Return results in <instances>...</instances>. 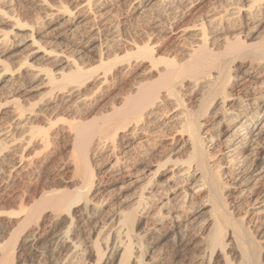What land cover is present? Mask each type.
Masks as SVG:
<instances>
[{
    "label": "bare ground",
    "instance_id": "obj_1",
    "mask_svg": "<svg viewBox=\"0 0 264 264\" xmlns=\"http://www.w3.org/2000/svg\"><path fill=\"white\" fill-rule=\"evenodd\" d=\"M200 1L127 0L125 8L134 19L150 24L147 42L129 41L122 21L92 30L82 46L69 34L87 25L92 1L76 4L74 11L67 5L52 6L56 9L27 28L18 17L17 3L0 0V26L9 27L0 29V186L12 191L24 175L37 178L29 171L41 151L31 157L28 149L37 140L44 148L54 143L47 130L63 122L51 120L58 111L72 120L67 125L74 164L71 184L63 181L60 189H53L50 181L38 200L11 213L15 222L7 217L8 224L0 223V264H22L15 257L19 246L44 255V244L53 264H149L144 240L150 232L174 244L175 251L163 264H264V0H213L206 4H211V12L179 26ZM95 2L103 9L108 1ZM40 28L56 36L53 45L65 44L72 55L68 49L42 44L35 34ZM153 35L175 37L183 61L175 58L178 55L157 53ZM10 48L29 51L27 57L22 51L26 58L17 61L18 73L2 60ZM122 51V57L117 55ZM88 55L97 58V66H86ZM125 61L128 67H149L138 73L128 91H119L96 112V96L108 90L112 72ZM125 67L132 73L139 70ZM23 95H35L41 102L47 95L51 98L43 109L33 98L23 103ZM186 97L198 108L190 107ZM43 124L53 127L45 129ZM165 140L170 144L162 147L158 141ZM101 153L106 160L97 171L94 162ZM241 203L252 209L249 222L238 215ZM147 221L152 229L146 228ZM251 224L259 225L260 239ZM188 246L195 254L179 258Z\"/></svg>",
    "mask_w": 264,
    "mask_h": 264
},
{
    "label": "rangeland",
    "instance_id": "obj_2",
    "mask_svg": "<svg viewBox=\"0 0 264 264\" xmlns=\"http://www.w3.org/2000/svg\"><path fill=\"white\" fill-rule=\"evenodd\" d=\"M45 1V4L43 5H40L41 3H40V0H14V4L15 3H17V4H15V9L17 8L18 9V7H19V11L17 10V13H19V15H18V17L21 19V21H23V24H25V25H27V28H31V27H33L32 25L35 23V21H36V19H39V17L41 18V19H43V17H45L46 15H48L50 12L49 11H51L52 12V10H54V9H59V8H64L66 5H67V7H65L68 11H71V10H73L74 11V8H76V7H79L81 4H83L86 0H44ZM78 1V2H77ZM79 1H81V2H79ZM89 1H92L93 3H95V4H93V6H92V10H91V12L93 13H88V15H86V17H85V19L86 18H90L91 16V18L89 19V20H87L86 19V21L88 22L87 23V25L86 26H83L82 28H80L78 31H75V32H73V33H70L69 35V37L74 41V42H82L81 43V45L83 46H85L86 44V42H87V40H88V37L90 36V35H92L91 33L93 32L92 30H94L95 31V29H99L100 28V30H103L104 28H105V26L106 25H108V24H115V25H117L119 22H124V21H126V27H124V29L126 30V35H127V38L128 39H130L129 41H131V42H134V40H136V41H138L139 39V42H137V43H139V44H143L144 43V41H145V43L147 42V40L149 39L148 38V34L151 32V28H148V27H150L149 25L150 24H148L149 22H141V24L140 23H138L135 19H134V16H132L133 14H132V12H131V10L130 9H126V8H128L129 7V3L127 2V0H126V2H125V0H117V2H116V0H107L108 2H107V4L104 6V8L103 9H99L98 8V6L96 5V2L95 1H97V0H89ZM32 2V3H31ZM37 2H39V3H37ZM74 2V3H73ZM77 2V3H76ZM110 2V3H109ZM119 2H121V3H119ZM206 2V3H205ZM209 2H213V0H202V1H200V2H197V3H195L194 5L195 6H193L192 7V9L190 8L189 10L191 11H186L185 13V15L183 16L184 18L182 19L183 20V23H179V26H188V25H191V24H193V22H195V21H197L202 15H206L207 13H209V12H211L210 10H212V7H211V4H209V5H206V4H208ZM199 3V4H198ZM205 3V4H204ZM19 4V5H18ZM29 4V5H28ZM32 4H34V5H32ZM37 4V5H36ZM51 4V5H50ZM71 4H73V6L71 5ZM77 4V5H76ZM113 5L112 7H111V5ZM127 6H126V5ZM197 4V5H196ZM24 5V6H23ZM48 5H50V6H48ZM57 5V6H56ZM59 5V6H58ZM65 5V6H64ZM70 5L72 6V7H70ZM75 5H76V7H75ZM203 5V6H202ZM23 6V7H22ZM34 6V7H33ZM44 6V7H43ZM52 6H55V7H52ZM61 6V7H60ZM96 6V7H95ZM200 6V7H199ZM205 6H207V7H209V8H203V7H205ZM59 7V8H58ZM126 7V8H125ZM201 7L203 8V9H201ZM29 8V9H28ZM31 8V9H30ZM54 8V9H53ZM109 8H110V10H109ZM122 8V9H121ZM195 8V9H194ZM39 9V10H38ZM52 9V10H51ZM112 9V10H111ZM209 11H208V10ZM25 10V11H24ZM47 10V11H46ZM49 10V11H48ZM82 10L83 9H80L79 11L80 12H82ZM97 12H95V11ZM119 10H121V11H119ZM123 10H126V11H123ZM200 10V11H199ZM205 10V11H204ZM206 10H207V12H206ZM94 11V12H93ZM123 11V12H122ZM128 11H129V13H131V14H129L128 13ZM199 11V12H198ZM204 13H202V12ZM21 12V13H20ZM45 12L47 13V14H45ZM113 12V13H112ZM118 12V13H117ZM191 14H190V13ZM206 12V13H205ZM40 13V14H39ZM105 13V14H104ZM107 13H108V15H107ZM126 13L128 14V15H126ZM196 13H197V15H196ZM202 13V14H201ZM24 14V15H23ZM35 14V15H34ZM37 14H39V15H37ZM42 14V15H41ZM99 14V15H98ZM122 14V15H121ZM32 15V16H31ZM45 15V16H44ZM91 15V16H90ZM105 15V16H104ZM113 15V16H112ZM129 15H131V16H129ZM191 15V16H190ZM192 15H193V18H191L192 17ZM22 16H24L25 17V20L23 19V18H21ZM36 18H35V17ZM38 16V17H37ZM77 16H78V13H77ZM101 16H104L103 18H101ZM120 16H122V18L120 17ZM124 16V17H123ZM126 16V17H125ZM128 16V17H127ZM197 16V17H196ZM33 17V18H32ZM96 17V18H95ZM108 17V18H107ZM116 17V18H115ZM117 17L120 19H117ZM102 20H101V19ZM187 18V19H186ZM195 18H197V19H195ZM34 19H35V21H34ZM95 19V20H94ZM132 19V20H131ZM27 20V21H26ZM31 20V21H30ZM90 20H91V22H90ZM104 20V21H103ZM108 20V21H107ZM110 20V21H109ZM186 20V21H185ZM107 21V22H106ZM31 22V23H30ZM33 22V23H32ZM90 22V23H89ZM105 22V23H104ZM130 22H132V23H130ZM28 23H30V24H28ZM108 23V24H107ZM117 23V24H116ZM129 25H128V24ZM138 25H137V24ZM145 23V24H144ZM94 24V25H93ZM97 24H98V26H97ZM100 24V25H99ZM131 24H135L134 25V27H133V25H131ZM141 25V28H139L140 27V25ZM181 24V25H180ZM183 24V25H182ZM31 27H30V26ZM128 25V26H127ZM144 25H146V26H144ZM101 26V27H100ZM131 26V27H130ZM7 27V28H6ZM47 27V26H46ZM94 29H93V28ZM128 27V28H127ZM136 27H137V29H136ZM85 28V29H84ZM92 28V29H91ZM131 28V29H130ZM146 28V29H145ZM0 29H9V27L8 26H0ZM41 29V30H40ZM40 29H36V31H35V34L37 35L38 34V36H36V35H34V36H36V38L38 39V40H42V44H45L46 42L47 43H51L52 44V40H54L55 39V37L56 36H54V34H48V35H46V34H44L45 33V31L43 32V29L42 28H40ZM133 29H135V30H133ZM145 29V30H144ZM38 30V31H37ZM40 30V31H39ZM140 30V31H139ZM144 30V31H143ZM148 30H149V32H148ZM41 31H42V33H41ZM88 31V32H87ZM130 33H129V32ZM79 32V33H78ZM139 32H141V33H139ZM40 33V34H39ZM86 33V34H85ZM143 33V34H142ZM83 36H82V35ZM89 34V35H88ZM140 34V35H139ZM141 34L143 35V36H141ZM50 35V36H49ZM52 35V36H51ZM146 35H147V37H146ZM42 36H45V37H42ZM80 38L79 40H78V37ZM84 38H82V37ZM87 36V37H86ZM48 37V38H47ZM141 37H142V39H141ZM157 39H156V38ZM42 38V39H41ZM44 38V39H43ZM147 38V39H146ZM155 38V39H154ZM159 38V39H158ZM162 38V39H161ZM166 38H167V40H166ZM170 38V40H168ZM49 39V40H48ZM52 39V40H51ZM82 39H83V41H82ZM132 39V40H131ZM143 39H144V41H143ZM161 39V41L162 42H159L158 40H160ZM176 38L175 37H168V36H166V37H162V36H159V35H153L152 36V41H151V43H152V45H156V43L158 42V46L156 45L154 48H155V51L158 53L159 52V54L160 55H166V56H169V57H171L172 55V57H175L176 55H178L177 57H175L179 62L180 61H183L182 59V56L179 54V52H178V47H177V43H176V40H175ZM47 40V41H46ZM154 40V41H153ZM166 42H165V41ZM175 42H174V41ZM44 41V42H43ZM49 41H51V42H49ZM84 41H85V43H84ZM135 41V42H136ZM143 41V42H142ZM172 41H173V43H172ZM55 42V41H54ZM154 43V44H153ZM48 44V46L49 47H53V48H55V49H57V48H60V49H58V50H65V52H67V54H71L72 55V53H71V49L70 48H68L65 44H63V45H61V47H60V45L59 44ZM176 44V45H175ZM63 46V47H62ZM173 46V47H172ZM175 46V47H174ZM159 49H158V48ZM163 47V48H162ZM177 47V48H176ZM62 48V49H61ZM161 48V49H160ZM168 48V49H167ZM174 48V49H173ZM12 49V50H11ZM68 49V50H67ZM163 49V50H162ZM16 50V52L14 53V51ZM67 50V51H66ZM159 50V51H158ZM171 50V51H170ZM172 50H173V52H172ZM175 50H177V52L175 51ZM22 51H23V53L26 55V57L29 55V51L28 50H23L22 48H10V50H8L5 54H3V56H2V60L6 63V64H8V66L10 67V68H13L14 70H16V69H19L20 67H19V64H18V62H20V61H23V59L24 58H26V57H24V56H22V55H24L23 53H22ZM129 51V50H128ZM168 51V52H167ZM169 51H170V53H169ZM19 52V53H18ZM28 52V53H27ZM161 52H162V54H161ZM22 53V54H21ZM123 53V54H122ZM172 53V54H171ZM125 53H124V51H122V52H119L117 55H119V56H123ZM171 56H170V55ZM164 55V56H165ZM24 57V58H22V57ZM114 56L115 55H113V58H114ZM179 56H181V57H179ZM93 55H88L87 56V60H86V58H85V60H84V63L86 64V66H88V68H90V67H95V66H97V64H98V62L95 60V58L96 57H94ZM14 59V60H13ZM18 59V60H17ZM22 59V60H21ZM93 59V60H92ZM97 59V58H96ZM7 60H8V62L10 63H8L7 62ZM88 60H90L89 62H90V64H89V62H88ZM18 61V62H17ZM86 61V62H85ZM87 62H88V64L90 65H88L87 64ZM31 63H34L36 66H37V63H38V65H42V63L41 62H39V61H36V60H32L31 61ZM92 63H95V64H93L92 65ZM21 64V63H20ZM125 64V65H124ZM16 66V67H13V66ZM139 65V66H138ZM121 66H123V69H122V67ZM125 66H127V68H139V70L137 71V72H134L133 71V73H132V71L130 72V70H128L127 71V69H126V67ZM124 67H125V69H124ZM149 67V65L147 64V63H144V64H142V63H138V64H134V66H131V67H128V65H127V62L125 61V62H123L122 64H120L119 66H117V67H115V68H118L119 70L116 72V73H114V71L112 72V74H113V76H112V78H111V76H110V84L112 83V80H113V83H112V86H110V84H109V86H108V90L106 89L104 92H103V94L102 95H98V96H96V101H97V103H98V107H97V103H95V108H96V112L97 111H99V110H101V109H103L102 107L104 106V104L105 103H110L111 102V100L112 99H114V95H116L119 91H123V92H126V91H128L131 87H132V83H135L136 81H138L137 80V78H138V73L140 72V71H142L144 68H148ZM16 68V69H15ZM126 71H127V73H126ZM19 72V70L17 71L16 70V73H18ZM119 73V74H118ZM131 73V74H130ZM121 74V75H120ZM130 74V75H129ZM127 75V76H126ZM129 75V76H128ZM137 75V76H136ZM126 76V77H125ZM115 77V78H114ZM123 77V78H122ZM112 79V80H111ZM123 79V80H122ZM116 80V81H115ZM119 80V81H118ZM115 81V82H114ZM117 85V88L119 89H115V87L114 86H116ZM113 87V88H112ZM248 87V86H247ZM109 89H111V90H109ZM241 89V88H240ZM248 89V88H247ZM247 89L245 90V91H247ZM244 91V90H243ZM242 91V92H243ZM106 92H107V94H106ZM110 92V93H109ZM47 93V92H46ZM105 93V94H104ZM245 92H243V94H244ZM23 94V93H22ZM110 94V95H109ZM106 97H105V96ZM24 96V95H23ZM21 96L22 98V100L21 101H23V103H24V101H25V103H27V101L28 100H31L32 98H33V103L35 102L36 103V101L38 100L37 98H35V95H31V97H27V95L26 96ZM48 96V95H47ZM47 96H45L44 98H42V102L41 101H37V104H38V106L39 107H41V108H43V109H45V104H47L48 103V101H46V100H48V99H50L49 98V96L47 97ZM100 96H101V98H103V99H101L100 98ZM100 99H99V98ZM111 97V98H110ZM23 99H25V100H23ZM190 99H192L191 97H186V103L190 106V107H192V108H194V109H197L198 107L196 106V104L194 105V103L192 102V100H189ZM105 100H110V101H105ZM32 101H30V102H32ZM95 101V102H96ZM100 101V102H99ZM45 104H44V103ZM53 102V101H52ZM41 103H43V104H41ZM42 105V106H41ZM101 106V107H100ZM60 112V113H59ZM62 113V114H61ZM59 114V115H58ZM50 115V114H49ZM56 115V116H55ZM59 116V118H60V115H61V118L59 119L58 118V116ZM57 117V118H55V117ZM65 117V118H63V117ZM68 118H67V117ZM52 117H53V119H52ZM51 117V120H53V122H55V120L57 121H59V120H61V122L63 123H60L59 122V124H57V122H56V124L57 125H59V126H49V125H47L48 127H46V125L44 126V124L43 125H41V126H44V128L45 129H49L50 127L52 128V132H49V130H47L48 131V134L50 135V138L53 140V142L54 143H52V141L48 144V146H46L45 148L42 146V145H40L39 143H37V142H39L38 140L35 142V143H33V145H31L30 146V148L28 149V155H30L31 157H34L33 156V153L35 154V150L37 151H41V154L40 153H38L37 152V154H38V156H37V154H36V156L37 157H34L35 159H34V166L31 168V170L29 171L30 173H33V174H38V176H37V178H35V179H32V176H30V175H24L23 177H21L20 178V180H17L16 181V186H15V188H14V190L12 189V191H7V190H5L4 189V187L3 186H0V215H2V216H0V223H3L4 222V224H8L9 223V219L8 218H12L13 216L11 215V213H19L20 211H18V210H21V208L22 207H25V205H26V207L27 206H29L34 200H38L39 198H40V196H41V194L44 192V190L45 189H47V190H49L48 188L50 187L49 186V184H51L52 182L54 183H52L51 184V187L53 188V189H60L61 187V183L63 182V181H68V182H70V181H72V180H70V179H73L72 177H73V172H74V164L72 163V156H70L72 153H71V149L73 148V142H72V137H70L71 135H70V132H71V130H69V122H71L72 120H70L69 118V116L66 114H64V112H62V111H58V113L56 112L53 116ZM69 120V121H68ZM65 121H67L68 123H66ZM52 122V121H51ZM64 123H66V124H64ZM55 124V125H56ZM68 124V125H67ZM52 125H53V123H52ZM63 125V126H62ZM61 126V127H60ZM66 126V127H65ZM57 127V128H56ZM60 127V128H59ZM64 128L66 129V130H64ZM68 128V129H67ZM60 129H62V130H60ZM64 130V131H63ZM67 130H69L68 132H67ZM57 131V132H56ZM65 132V133H64ZM62 133V134H61ZM64 133V134H63ZM53 134V135H52ZM66 134V135H65ZM55 135H57V137H55ZM69 135V136H68ZM52 136V137H51ZM61 136V137H60ZM63 138V139H62ZM57 140V141H56ZM68 140H70V141H68ZM162 142V143H161ZM52 143V144H51ZM72 143V144H71ZM158 143H161L162 144V147H165L166 145H169L170 144V141L169 140H165V141H158ZM36 146H35V145ZM51 144V145H50ZM49 145H50V147H49ZM42 146V147H41ZM72 146V147H71ZM34 148V149H33ZM44 149V150H43ZM30 150V151H29ZM43 150V151H42ZM161 150V149H160ZM72 151H73V149H72ZM43 153V154H42ZM70 157V158H69ZM104 158V159H103ZM71 159V160H70ZM96 160H95V162H94V166H95V170H100V167H101V165H102V163L106 160V155L104 154V153H101L100 155H98L96 158H95ZM39 160V161H38ZM55 160V161H54ZM65 160V162H66V164H65V162H63ZM98 160H100L99 162H98ZM103 160V161H102ZM58 161V162H57ZM71 161V163H69ZM102 161V162H101ZM39 162V163H38ZM60 162V163H59ZM98 163H100V164H98ZM39 164L42 166V168L43 169H41L40 167L41 166H39ZM60 164V165H59ZM65 164V165H64ZM69 164V165H68ZM56 165V166H55ZM71 165V166H70ZM62 166V167H61ZM73 166V167H72ZM38 167V168H37ZM35 168V169H34ZM40 168V169H39ZM56 168V169H55ZM60 168H61V170H60ZM98 168V169H97ZM52 169V170H51ZM59 169V170H58ZM33 170V171H32ZM34 170H35V172H34ZM48 171V172H47ZM50 171V172H49ZM56 173V174H55ZM32 174V175H33ZM48 174V175H47ZM26 176V177H25ZM39 176H40V178H39ZM42 177V178H41ZM23 178V179H22ZM28 179V180H27ZM30 179V180H29ZM38 179H39V181H38ZM41 179V180H40ZM49 179V180H48ZM32 180V181H31ZM48 180V181H47ZM70 180V181H69ZM26 181V182H25ZM32 183V184H30V182ZM35 181V182H34ZM37 181V182H36ZM50 181H51V183H50ZM21 182V183H20ZM24 182V183H23ZM44 183V184H43ZM57 183H58V185H59V187H58V185H57ZM18 184V185H17ZM70 184H71V182H70ZM68 185V187H70L71 188V185ZM48 185V186H47ZM54 185V186H53ZM19 186V187H18ZM45 186V187H44ZM46 186H47V188H46ZM57 186V187H56ZM38 187V188H37ZM45 189H44V188ZM3 188V189H2ZM41 188V189H40ZM44 190H43V189ZM26 189V190H25ZM32 189V190H31ZM47 190H45V191H47ZM5 191V192H4ZM41 191V192H40ZM17 192V193H16ZM39 192V193H38ZM11 193V194H10ZM25 193V194H24ZM3 196H2V195ZM37 194H39V195H37ZM8 195V196H7ZM21 195V196H20ZM30 195V196H29ZM5 196V197H4ZM12 196V197H11ZM23 196V197H22ZM28 196V197H27ZM34 196V197H33ZM7 197V198H6ZM15 197H16V200H17V203H16V200H15ZM23 198V200H22V198ZM31 197V198H30ZM37 198V199H36ZM3 199V200H2ZM28 199V200H27ZM2 200V201H1ZM8 200H10V201H8ZM13 200V201H12ZM18 200H20V201H18ZM22 200V201H21ZM26 200V201H25ZM30 200V201H29ZM229 200H231V199H229ZM2 202V203H1ZM8 202H10V203H8ZM21 202H23V203H21ZM31 202V203H30ZM14 203V204H13ZM15 203H16V205H15ZM23 204V205H21V207H20V209L18 208L19 206V204ZM25 203V204H24ZM30 203V204H29ZM5 204V205H4ZM241 204H243V203H241ZM240 204V208H237L238 210H237V212L239 213L238 215L242 218V217H244L245 219H247V221L249 222V220L251 221V219H252V217H253V215L251 214V212H252V209L250 208V210H249V208L246 206V204H243V205H241ZM242 206V207H241ZM10 207V208H9ZM5 208V209H4ZM244 208V209H243ZM247 208H248V210H247ZM9 210V211H8ZM17 210V211H16ZM242 210V211H241ZM1 211H4V212H2V214H1ZM15 211V212H14ZM241 211V212H240ZM246 211H250L249 213L248 212H246ZM6 212V214H3V213H5ZM245 213V214H244ZM240 214H242V215H240ZM3 215H5V216H3ZM244 215H246V216H244ZM8 217V218H7ZM47 216H43V221L45 220H47V218H46ZM5 218V219H4ZM7 219V220H6ZM3 220V221H2ZM5 220V221H4ZM7 221V222H6ZM16 220H14V219H11L10 220V222H15ZM146 223H148V224H146V228L147 229H152L153 227H152V222L151 221H147ZM36 225V224H35ZM34 226V225H33ZM259 225H257V226H254V225H250V228H252L251 230H252V233L255 235L256 234V237H258V239H260V236H258V231L257 230H259V227H258ZM36 227V226H35ZM34 227V228H35ZM151 227V228H150ZM257 227V228H256ZM253 229H255L254 231H253ZM144 230V228L143 229H140L139 231L140 232H142ZM257 232V233H256ZM151 238V239H150ZM263 238H264V236H263ZM152 239H153V243H152ZM155 239V240H154ZM159 238H157L156 237V235H154V233L153 232H150V234H148L147 236H146V238H145V240H144V245H145V247H147V248H145V250H146V252H145V250H144V252L146 253V255H145V260L149 263V264H152L153 262V264H163V263H166V260H165V258L167 257V258H169V256L175 251V248L173 247L174 246V244H173V242H172V240L170 239V238H166V239H164V240H158ZM263 240V239H262ZM262 240H260L261 241V243H262ZM1 242H0V247L4 244L3 243V241L2 240H0ZM148 243H147V242ZM2 243V244H1ZM148 244H150V245H148ZM156 244V245H155ZM172 244V245H171ZM147 245V246H146ZM262 245H264V240H263V243H262ZM46 245L44 244V246L42 245L41 247H43V249H42V251L44 250V255H42L41 253H37V252H34V251H32V253H31V251L26 247V248H24V247H22V246H19V248L17 249V251H16V254H15V257H16V260L18 259V258H20V260H21V262H22V264H36V263H38V264H53V257L51 256V254L48 252V248L49 247H45ZM156 246V247H155ZM45 247V248H44ZM22 248V249H21ZM47 248V249H46ZM157 249V250H156ZM25 250V251H24ZM173 250V251H172ZM186 250V251H185ZM184 251H182V252H179V258H183V259H185L186 257H188V258H190L192 255H194L195 254V250L192 248V246H188L186 249H185ZM28 253H27V252ZM30 251V252H29ZM152 251V252H151ZM154 251V252H153ZM46 252V253H45ZM185 252V253H184ZM159 253V254H158ZM31 254V255H30ZM36 254V255H35ZM41 254V255H40ZM156 254H157V256H156ZM169 254V255H168ZM190 254V255H189ZM198 254V253H197ZM21 255V256H20ZM26 255H27V257H26ZM29 255V256H28ZM50 255V256H49ZM164 257H163V256ZM167 255V256H166ZM185 255V256H184ZM188 255V256H187ZM35 256V257H34ZM37 256V257H36ZM39 256V257H38ZM40 256L41 257H43V258H40ZM147 256H148V258H147ZM162 256V257H161ZM32 257V258H31ZM48 257V258H47ZM49 257H51V259L49 258ZM153 257V258H152ZM160 257V258H159ZM155 258L157 259H159L158 260V262L155 260ZM164 258V259H163ZM25 259V260H24ZM26 259H27V261H26ZM38 261H37V260ZM39 259H41V260H39ZM49 259V260H48ZM152 259H154L153 260V262H152ZM43 260V261H42ZM44 260H45V262H44ZM47 260V261H46ZM150 260V261H149ZM36 261V262H35ZM40 261H42V262H40ZM50 261V262H49ZM52 261V262H51ZM160 261H162V262H160ZM234 261L235 262H237L238 261V259H235L234 258ZM30 262V263H29ZM49 262V263H48ZM152 262V263H151Z\"/></svg>",
    "mask_w": 264,
    "mask_h": 264
}]
</instances>
